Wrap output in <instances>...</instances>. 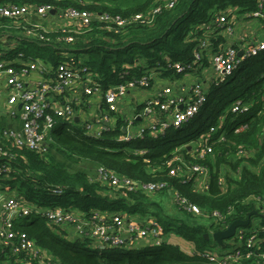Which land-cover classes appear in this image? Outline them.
I'll list each match as a JSON object with an SVG mask.
<instances>
[{"label":"trees","instance_id":"trees-1","mask_svg":"<svg viewBox=\"0 0 264 264\" xmlns=\"http://www.w3.org/2000/svg\"><path fill=\"white\" fill-rule=\"evenodd\" d=\"M160 2L164 1L0 0V5H50L57 11L74 8L92 14L109 13L128 18L146 13L161 4ZM261 3L262 0H177L172 9L163 10L148 26L131 25L115 33L98 23H93L91 29L76 38L74 43L61 45L69 52L60 53L54 44L47 46L37 37H27L23 30L14 28V23L6 19H0V39L7 41L4 49L11 48L14 43L12 52H20L54 66L68 61L64 54L70 53L76 63L80 61V65L87 67L89 72L96 76L101 87L107 89L132 78L138 79L157 68L161 69L160 76L163 78H181L182 76L176 75L169 65H187L192 61L193 51L199 40L205 39L204 26L213 21L214 15L230 11L238 18L251 16L259 10ZM258 21L264 31V7L262 17ZM217 40L224 42L221 37L216 38ZM263 94L264 51L245 60L222 84L212 87L207 93L205 105L193 119L179 129L165 130L161 136L152 137L146 131L143 139L122 143V147L118 149L116 146L120 143L115 142L114 138L122 134L120 122L113 131L106 133L102 140L85 139L80 134L82 130L72 126L58 127L51 131L45 152L11 149L14 159L10 162L9 173L0 176V184L8 193L17 194L23 201L34 205V209H40L42 212L58 207L72 208L86 215L91 211H99L140 218L153 217L161 225L165 235L173 234L193 245L194 249L190 255L176 246L164 243L156 248H142V251L134 256L127 253L125 258L109 257L106 254L97 256L84 249L81 241L75 239L68 242L59 237L56 230L53 231L54 229L47 226L42 214L34 212L22 218L24 223H20V220L13 221L12 230L24 233L36 246L49 252L61 264H209L202 256L205 252L218 253L227 249V246L219 247L210 235L224 231L235 220H245L250 212L257 211L254 203H245V200L249 196L260 197L264 193ZM232 98H241L245 102L254 101L253 111L257 109L261 114L258 117L250 116L245 132L238 135L227 133L226 138L233 144L217 143L213 146L214 162L209 159L205 161L211 176L208 191L197 193L190 183H180L176 178L168 177L170 161L176 156L189 158L188 141L196 140L210 126H216L217 122L213 120V116L223 111ZM224 116L225 131L239 122L240 116L230 113ZM1 125H5L3 119ZM221 132L222 129H219L215 136ZM125 145L134 147L131 153L124 150ZM182 145L186 147L179 148ZM237 146H243L256 153L255 159L246 160L247 166L242 167L240 175L233 177L229 175L230 171L235 170L242 162H231ZM225 153L230 157L229 160L225 158ZM221 167L227 169L225 193H222L216 183ZM98 168H105L119 176L142 182L165 181L204 213L220 212L224 222L218 225L210 216L189 214L180 219L166 217L159 220L161 213L151 212L152 208H160L158 202L151 200L152 197L128 193L126 190L106 189L97 182H90V177ZM54 188H62L64 192L54 195L51 193ZM107 190L114 196H102L98 193ZM164 195L166 192L156 196ZM255 222L264 226V214L257 211V215L251 217L249 225L244 227L247 232H244L245 238L251 234ZM205 234L209 235V240L204 238ZM260 238L264 239V234H260ZM210 241L212 246L208 247ZM238 249L242 251L243 257L234 264H262L259 256L264 254V241L259 244L258 249H251L252 255L248 258H245L248 249L244 244L239 245ZM0 264H15V258L0 248Z\"/></svg>","mask_w":264,"mask_h":264},{"label":"built area","instance_id":"built-area-1","mask_svg":"<svg viewBox=\"0 0 264 264\" xmlns=\"http://www.w3.org/2000/svg\"><path fill=\"white\" fill-rule=\"evenodd\" d=\"M176 1L160 2L161 4L150 11L128 18L109 13L92 14L74 8L57 11L50 5L5 4L0 5V19L12 21L14 28L23 30L27 37H37L47 46L54 44L61 53L69 52L61 46L62 44L74 43L76 38L91 29L93 23H98L115 33L131 25L148 26L163 10L172 9ZM263 7L264 0L258 11L251 16L244 15L242 19H260ZM51 11L55 13L51 14ZM214 17L211 23L204 26L205 39L199 40L193 51L192 61L187 65H169L176 75L191 79L184 82L178 81L177 78L170 79L156 95L139 101L135 113L128 117H123L121 111L125 97L133 90L146 89L151 76L161 74L160 68L138 79L132 78L125 83L104 89L96 76L90 73L87 67L80 65V61L76 63L70 53L64 54L68 61L54 66L20 52H12L14 43L11 48L4 49L7 41L0 39V121L6 119L4 126L0 122V176L9 173L10 162L14 159L11 149L45 152L51 131L58 127L77 128L75 125L79 124L82 137L88 140H102L105 134L113 131L120 122L122 134L114 138V141L122 144L143 139L146 131L152 137H157L169 128L179 129L188 123L205 105L207 93L212 87L222 84L245 60L264 51V31L261 24L259 28L255 27L254 31L248 33L240 23L243 21L233 12L218 13ZM248 21L250 20L246 23ZM34 22L45 24L49 30ZM218 37L224 42L216 41ZM207 68L211 71L209 75L205 74ZM200 73H203V76L199 75ZM261 98L264 99V94ZM253 106L254 101L237 99L228 113L240 116L239 122L225 131L223 116L216 126H210L193 141V145H187L189 158L176 156L170 161L168 177L176 178L180 183H190L197 193H206L211 176L205 161L209 159L214 162L213 146L217 143L233 144L226 138L227 133L238 135L245 132L250 116L258 117L261 114L257 109L253 111ZM138 120L141 124H138ZM219 129H222V132L216 137ZM255 153L256 151L237 146L231 162H242L239 167L230 171L229 175L238 177L242 167L247 166L246 160L255 159ZM224 156L227 160L230 159L227 153ZM226 172L227 169L221 167L216 180L222 193L227 190ZM90 182H97L106 189L126 190L128 193H140L149 197L168 192L170 204L177 211L192 216H210L218 225L224 222L220 212L204 213L165 181L142 182L119 176L105 168H98L90 177ZM63 192L62 188L51 190L54 195H61ZM245 203H254L259 214H264V193L260 197L249 196ZM32 212L41 213L47 226L56 230L59 237V232H64L70 242L75 239L82 242L93 240L97 246L90 252L97 256H101V250L104 249L128 253L135 252L138 247H160L174 236L165 235L163 228L153 217L140 218L99 211H91L86 215L70 208L58 207L41 212L40 209L30 208L15 194L7 193L3 212L0 214V248L15 258V264H61L49 252L36 246L24 233L12 230L13 221L27 217ZM244 232L247 233L244 228H238L234 235L225 241L227 249L218 253L205 252L202 256L209 264L238 263L243 257L238 248L244 244L248 249L245 258H248L252 255L251 249H258L259 244L264 241L260 238V234H264V226L258 222L253 223L251 234L247 238ZM259 259L264 264V254H261Z\"/></svg>","mask_w":264,"mask_h":264},{"label":"crops","instance_id":"crops-1","mask_svg":"<svg viewBox=\"0 0 264 264\" xmlns=\"http://www.w3.org/2000/svg\"><path fill=\"white\" fill-rule=\"evenodd\" d=\"M259 25H260V22L259 21H252V24L250 26L253 27V28H255V27H258L259 28ZM210 72L211 71L209 70V68H207L205 74L206 75H209ZM199 75L203 76V73H200ZM173 78H170V79H173ZM170 79L163 78L162 76L159 75V73L153 74L151 76L150 83H149L148 87H146V89H143V91L133 90V91H131L128 94V95H130L129 98L125 97V99L123 101V107L121 109L122 116L123 117H126V116L128 117L129 115H133L135 113V110H137V108H138L137 103L139 101H141L143 99H149L152 96L156 95L160 91V89H162V87L166 86L169 83ZM190 79H191L190 77H187L186 76L185 78L184 77L179 78L178 81L184 82V81L190 80ZM139 95H141V96L138 97ZM92 101H95V99H92ZM138 124H141V122L139 120H138ZM108 192H110V191L108 190ZM7 193L8 192L6 191V189L4 187H2L1 184H0V214L3 212V204H4V201L6 199ZM15 195L18 196L17 194H15ZM166 195L168 197V192H166ZM102 196H104V195H102ZM26 204L30 208H32L34 206V205H31V204H29L27 202H26ZM70 209H72V208H70ZM53 231H55V230H53ZM59 233H60V235H62L61 237L63 239H65L66 241H69L70 240V239H68L65 236V233L64 232H59ZM225 241H224V244H225ZM82 243L84 245H87L88 243H93L94 248L97 246L93 240H88V241L85 240ZM167 243L168 244H171L173 246L178 247L179 250L182 251V252H184L182 250L183 245H186L187 248L189 249V251H188V253L187 252H184V253H186L188 255H190L192 253L193 249H194L192 244H190V243H188V242L184 241L183 239H181L179 237H176V236L173 237V238H171L170 240H168ZM141 251L142 250L138 247V249H136V251H135V254L140 253Z\"/></svg>","mask_w":264,"mask_h":264},{"label":"rangeland","instance_id":"rangeland-1","mask_svg":"<svg viewBox=\"0 0 264 264\" xmlns=\"http://www.w3.org/2000/svg\"><path fill=\"white\" fill-rule=\"evenodd\" d=\"M163 1H166V0H163ZM244 16H240L239 17V20L240 21H243V22H240L241 23V25L244 27V28H246L247 29V32L249 33V32H251L252 30L254 31V28H252L251 26H250V23H252V21H258V20H256V19H254V18H248V19H242ZM242 19V20H241ZM247 20H250V21H248V23H246V21ZM34 24H38L39 26H42L44 29H46V30H49V28L48 27H46L45 26V24L43 25L42 23H40V22H34ZM264 33V32H263ZM167 78H173V76H170V77H167ZM129 96L130 95H127L126 97L127 98H129ZM237 101V99H234V98H232V99H230L229 101H228V103L225 105V107L222 109L223 111H221L220 113H218V114H216V115H214L213 116V120L215 121V122H220L221 120H222V118H223V116L224 115H226L228 112H229V110H230V108L232 107V105L235 103ZM3 120H4V122H6V119L5 118H3ZM78 129H80V125L79 124H76L75 125ZM188 145H193L192 143H193V141H188ZM122 147V145L121 144H118V146H116V148H121ZM183 147V145L181 146V147H179V148H182ZM134 149V147L132 146V145H125L124 146V150L125 151H128V152H132V150ZM81 167V165H79L78 166V168H80ZM94 174V173H93ZM92 174V175H93ZM98 193L100 194V195H104V196H106V195H112V196H114V194L113 193H111V192H108V191H98ZM159 195V194H158ZM151 200L152 201H155V202H158L159 203V206H160V208H157V209H155V208H152L151 209V212L152 213H154V212H156V211H158V212H160L161 214H160V218H159V220L160 219H162V218H166V217H168V218H172V217H175V218H177V219H180L183 215H185L184 213H180L179 211H177V209L176 208H174L171 204H170V197H169V195H168V197H167V195H164V196H162V197H158V196H155V197H152L151 198ZM20 223H24V220H22V219H20ZM206 223V222H205ZM209 224V223H208ZM173 237H175V236H173ZM172 236H171V238H173ZM170 238V239H171ZM169 239V240H170ZM68 242H70V241H68ZM228 244H231L230 242H228ZM212 246V243H211V241L209 242V244H208V247H211ZM83 248L84 249H86V250H89V251H93L92 249L94 248V245H93V243H88L87 245H83ZM182 250L184 251V252H187L188 253V251H189V249L187 248V246L186 245H183V248H182ZM98 251V250H97ZM217 251H220V250H217ZM101 252H103V254H106V255H108L109 257H115V258H117V257H121V258H125L126 256H127V252H117V251H115V250H109V249H104V250H101ZM131 256H134L135 255V252H128Z\"/></svg>","mask_w":264,"mask_h":264},{"label":"water","instance_id":"water-1","mask_svg":"<svg viewBox=\"0 0 264 264\" xmlns=\"http://www.w3.org/2000/svg\"><path fill=\"white\" fill-rule=\"evenodd\" d=\"M55 11H51V14H54ZM241 53H239L240 55ZM78 119L76 118L75 119V122H77ZM257 215V212L256 211H252L250 212L246 219L245 220H235L234 222H232L229 227L227 229H225L224 231H217V232H214L210 235V238L212 239L213 242H215L219 247L221 248H224L225 244H224V241L225 240H228L230 239L235 231L238 229V228H244V227H247L250 223V219L252 216H255ZM12 216H11V220H12ZM204 238L206 240H209V235L208 234H205L204 235Z\"/></svg>","mask_w":264,"mask_h":264},{"label":"bare ground","instance_id":"bare-ground-1","mask_svg":"<svg viewBox=\"0 0 264 264\" xmlns=\"http://www.w3.org/2000/svg\"><path fill=\"white\" fill-rule=\"evenodd\" d=\"M218 14V13H217Z\"/></svg>","mask_w":264,"mask_h":264}]
</instances>
